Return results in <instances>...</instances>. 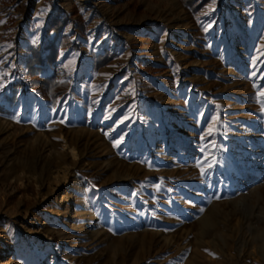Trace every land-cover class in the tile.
I'll use <instances>...</instances> for the list:
<instances>
[{
  "label": "rangeland",
  "instance_id": "obj_1",
  "mask_svg": "<svg viewBox=\"0 0 264 264\" xmlns=\"http://www.w3.org/2000/svg\"><path fill=\"white\" fill-rule=\"evenodd\" d=\"M57 8L52 100L18 56ZM6 90L0 264H264V0H0Z\"/></svg>",
  "mask_w": 264,
  "mask_h": 264
},
{
  "label": "trees",
  "instance_id": "obj_2",
  "mask_svg": "<svg viewBox=\"0 0 264 264\" xmlns=\"http://www.w3.org/2000/svg\"><path fill=\"white\" fill-rule=\"evenodd\" d=\"M209 0H180L183 7L187 8L191 13H195L205 6ZM62 10L57 8L47 17L45 37L44 40L35 46H29V54L25 58V67L27 74L31 76L27 82L28 88H39L41 92L55 100L58 96H61L68 90L70 84L66 81H59L53 75H42L45 71L46 65L52 64L58 55L59 36L63 26L67 23V18L61 16ZM81 23L76 21L75 26L80 28ZM79 25V27H78ZM73 49H78V45L75 43H69ZM114 57V52L104 50L102 54L93 55V69H98L100 66L106 64ZM145 65H149L150 62H143ZM18 86L23 83H16ZM2 108H0V111Z\"/></svg>",
  "mask_w": 264,
  "mask_h": 264
},
{
  "label": "crops",
  "instance_id": "obj_3",
  "mask_svg": "<svg viewBox=\"0 0 264 264\" xmlns=\"http://www.w3.org/2000/svg\"><path fill=\"white\" fill-rule=\"evenodd\" d=\"M46 14L43 16V17H40V21L38 22L39 24L41 23V29H42V32H41V36L40 37H38L37 39H28L27 41H25V42H23V55L21 54V55H19L18 57H21L22 59H24L28 54H29V51H28V47L29 46H32V45H38V44H40L41 42H42V40H43V38H44V29H45V25H46ZM95 32V31H94ZM91 36H92V39H94V37H95V35L93 34V33H90V34H88V39L87 40H83V42L85 43V44H90V43H92L91 41H89V39L91 38ZM70 38L73 40L74 38H78V37H76L75 35H71L70 36ZM91 39V40H92ZM103 40V36H102V34H100V35H98V36H96L95 37V39H94V43L97 45V43H101V41ZM102 45V47H100V49L99 50H96L95 52L96 53H102L103 51H104V48L105 49H109L110 50V47L108 46V45H106V44H103V43H101L100 44V46ZM105 45V46H104ZM117 48V47H116ZM22 64H24V61H22ZM24 69H23V71L24 72H26V69H25V67H23ZM20 73H21V76H20V78L19 77H15V76H13V75H9V77L7 76L6 77V81H4L3 82V84H4V87L3 86H1L2 87V89H4L5 88V86H6V84H10L11 85V82H13V83H15L14 81L16 80V81H20V79H23L22 78V71H20ZM1 74H4V73H1ZM25 75V74H24ZM44 76H46L47 74H43ZM12 76V77H11ZM5 77V76H4ZM24 87L23 86H19V87H14V86H12V87H10L9 88V90L10 89H12V90H14V91H16L17 90V98H19L18 97V94L21 92V89H23ZM36 90H38L37 88H35ZM35 89H32L33 91L35 90ZM11 91H4V92H2L0 95H1V97L2 98H0V105H2V106H4V108H7V109H12L11 107H16V105L18 104V102H16L14 105H12V106H10L9 105V101H10V99H12V98H9L10 97V95H11ZM14 97V96H13ZM9 101H8V100ZM18 101V100H17ZM18 107H20V106H18Z\"/></svg>",
  "mask_w": 264,
  "mask_h": 264
},
{
  "label": "bare ground",
  "instance_id": "obj_4",
  "mask_svg": "<svg viewBox=\"0 0 264 264\" xmlns=\"http://www.w3.org/2000/svg\"><path fill=\"white\" fill-rule=\"evenodd\" d=\"M74 154V153H73ZM263 176V172L259 171L257 173V178H255L256 180L260 179V177Z\"/></svg>",
  "mask_w": 264,
  "mask_h": 264
},
{
  "label": "snow or ice",
  "instance_id": "obj_5",
  "mask_svg": "<svg viewBox=\"0 0 264 264\" xmlns=\"http://www.w3.org/2000/svg\"><path fill=\"white\" fill-rule=\"evenodd\" d=\"M203 171V170H202Z\"/></svg>",
  "mask_w": 264,
  "mask_h": 264
}]
</instances>
